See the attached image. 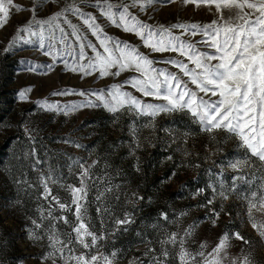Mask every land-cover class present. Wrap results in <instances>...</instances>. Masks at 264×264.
I'll list each match as a JSON object with an SVG mask.
<instances>
[{
    "label": "snow or ice",
    "instance_id": "6c2138e0",
    "mask_svg": "<svg viewBox=\"0 0 264 264\" xmlns=\"http://www.w3.org/2000/svg\"><path fill=\"white\" fill-rule=\"evenodd\" d=\"M174 2L33 0L29 18L15 26L2 52L11 54L16 48L30 46L51 60L47 64H32L30 71L46 69L50 72L61 66L64 72L78 74L82 79L117 81L103 88H64L51 93L53 96L78 95L82 98L79 103L61 104L47 98L34 103L40 111L64 116L80 109H103L116 118L127 114L134 118L128 129L135 142L133 152L141 147L138 139L141 128L156 130V120L162 114L187 116L191 124L198 125L212 140H216L217 132L235 138L236 146L243 149L244 155L229 159L226 164L223 161L213 164L219 169L214 174L217 179L206 186L212 195L205 197L206 203L199 207L205 209V219L217 227L222 214L230 217L223 204L217 209V199L227 201L236 194L246 205L251 228L264 239V182L256 191L241 194L239 189L241 183L255 186L258 179L264 180L252 171V158L264 165V0H182L184 5L208 8L214 19L203 24L164 25L140 19L139 13H146L153 5ZM40 3L55 4L56 10L39 17ZM22 10L23 6L14 0H0V27L6 26L13 12ZM105 24L134 36L139 43L109 34ZM122 76L125 78L120 79ZM30 91L31 88L21 90L19 100L29 101L27 93ZM145 118L148 123L141 124ZM116 122L118 119H114L113 123ZM21 127L32 141L31 150L22 158H32L29 167L37 172V179L32 182L22 176L15 183L25 185L26 191H38V215L29 218L32 227L28 230V238L47 240V250L40 256L41 264H116L119 250L107 252L106 245L110 238L127 232L128 226L135 223L134 211L144 197L132 192L127 203L133 211H125L122 217H112L111 231L96 229L89 215L93 200L97 204V214L107 216L109 209L104 205L108 202V194H113L117 201L120 199L114 191L120 185L113 184L111 165L105 163L103 174L97 175L94 169L100 167L102 157L97 155L91 162L83 157H70L72 163L67 167L74 175V182L68 183L59 167L49 165L46 171H40L44 161L37 155L36 130L28 124ZM162 130L173 134L175 140L173 129ZM183 135L186 143L190 133ZM63 142L88 150L76 140L64 139ZM136 170H140L138 166ZM227 170L233 172L230 186L225 182ZM175 175L173 172L172 176ZM58 190L66 195L61 196ZM93 190L96 192L94 198ZM204 191L198 189L195 195ZM179 215L183 217L187 213ZM159 221L178 222L170 220L167 212L159 213ZM196 227L194 223L177 231L162 229L159 252L149 247L143 253L148 258L147 264H254L252 253L243 248L236 255L230 253L233 239L243 245H250L251 241L239 231H229L228 225L214 246L204 241L193 250L189 241ZM153 228L160 229L161 224L158 222ZM129 264H144V260L137 257Z\"/></svg>",
    "mask_w": 264,
    "mask_h": 264
},
{
    "label": "rangeland",
    "instance_id": "374dc122",
    "mask_svg": "<svg viewBox=\"0 0 264 264\" xmlns=\"http://www.w3.org/2000/svg\"><path fill=\"white\" fill-rule=\"evenodd\" d=\"M23 6L20 12H13L9 22L0 27V150L2 162H6L7 154L13 152L14 160L5 165L0 164V212L2 223L11 227L13 236L19 244V250L11 263L5 264H41L40 256L46 251L47 240L32 241L28 238V230L32 227L29 218H35L38 214L36 208L38 191L33 189L26 191L25 185H19V191L28 202V207L19 204L12 195L9 181L6 180L8 167L15 169L17 179L23 178L35 182L27 172V164L31 157L22 158L31 150L30 141L21 127L28 124L35 129L37 136L35 146L37 155L44 161L40 171H46L49 165L59 167L66 177V182L73 183L74 175L69 173L67 165L72 163L71 158L83 157L91 160L97 155L102 157L100 167L94 169L95 174L102 175L105 163L111 165L109 169L113 176V184L120 185L116 191L120 195L119 201L115 200L113 194H108V202L105 207L109 209V215L100 216L96 212L97 204H90L89 215L93 226L98 230L108 229L111 231L112 217H122L125 211H133L132 206L127 203V197L136 192L144 197V201L138 204L134 211L135 223L128 226L127 232H121L115 239L110 238L106 245L107 252L119 250L116 264H129L130 260L140 257L147 264V257L143 256L145 250L154 247L160 250L159 239L162 229L177 231L196 224L193 237L190 238L189 246L195 250L200 242L206 241L210 247L215 245L219 234L225 230L239 231L250 245H243L233 239L230 253L236 255L243 248L252 253L254 264H264V239L251 228L246 216V205L233 194L227 201L217 199L216 207L223 204L225 213L222 214L217 227H213L205 219V209L199 207L206 203L205 197L211 198V189L206 186L212 183L219 169L213 164L219 165L222 161L243 156V149L238 148L235 138H228L224 132L215 134L216 140H212L209 134L201 132L198 125L191 124L189 118L181 113L171 115L162 114L156 120V130L141 128L138 139L141 145L135 149L129 125L133 117L121 114L118 118L103 109H80L68 116L63 114L40 111L34 103L39 99L47 98L49 101H59L61 104L69 102L79 103L82 99L78 95L53 96L51 93L64 88L88 89L103 88L108 84L117 82L112 79L81 78L78 74L66 73L61 66L47 72L46 69L30 71L32 64L50 63V58L44 57L39 51L30 46L16 48L11 54H3L2 49L7 46L11 39L15 26L22 24L30 16L29 9L33 0H14ZM56 10L55 4L40 3L37 9L39 17H45ZM140 19L149 23L170 25L174 23H208L214 16L210 14L206 6L196 7L184 5L182 0L174 3H157L150 7L146 13H139ZM75 23L76 21L73 20ZM104 23L103 20H101ZM106 31L111 35L118 36L134 44L139 42L130 34H125L111 25L105 24ZM199 39V37H197ZM144 51L143 48H141ZM47 72V74H45ZM125 78L122 76L120 79ZM31 88L27 93L29 101L19 100L18 94L21 90ZM133 91L132 89H126ZM150 102V98H146ZM114 119L118 122L113 123ZM141 124L148 123L147 118L140 121ZM171 128L173 134L166 133L162 129ZM188 132L190 136L185 143L183 133ZM17 137L19 139L17 140ZM64 139L76 140L87 146V151L78 149L74 144L63 142ZM222 151H217V149ZM91 153V155H89ZM172 157V159H168ZM254 168L252 171L258 178H264V165L252 158ZM199 165V167H197ZM137 166L139 171L136 170ZM212 169V172L208 170ZM75 170H73L74 172ZM35 172V171H34ZM175 172L176 175L172 176ZM37 175V172H35ZM118 173V175H117ZM233 172L227 170L225 182L231 185ZM169 177H172L169 179ZM264 180L258 179L255 186L241 183L240 193L256 191L261 187ZM205 189L200 195H195L198 189ZM61 196L66 195L58 190ZM92 197L96 195L95 190ZM150 198V199H149ZM167 212L170 220H177L176 224L159 221V213ZM187 215L180 217V213ZM231 222L229 223V221ZM161 224L160 229L153 226ZM141 235L138 236L137 233ZM152 241L153 243H148ZM1 243V240H0ZM6 251H0V262ZM2 264V263H0Z\"/></svg>",
    "mask_w": 264,
    "mask_h": 264
},
{
    "label": "trees",
    "instance_id": "16d2710c",
    "mask_svg": "<svg viewBox=\"0 0 264 264\" xmlns=\"http://www.w3.org/2000/svg\"><path fill=\"white\" fill-rule=\"evenodd\" d=\"M3 149V146L0 147V150ZM6 158V162H2L4 158H2V155L0 153V164L5 165L7 163H12L14 160V153H8ZM27 172L33 176V178L37 179L36 173L29 167V164H27ZM6 180L9 181V187L10 190H12L11 194L15 196V198L18 200L19 204L25 205V207H28V202L25 200V197H23L19 191L18 185L15 183L17 180V173L14 168L8 167L6 171ZM1 212H0V251H6V254L2 256L1 262L2 264H5V262L8 261V263H11V261H14V257L16 256V253L18 252L19 244L16 242L15 237L12 234L11 227L1 222Z\"/></svg>",
    "mask_w": 264,
    "mask_h": 264
}]
</instances>
